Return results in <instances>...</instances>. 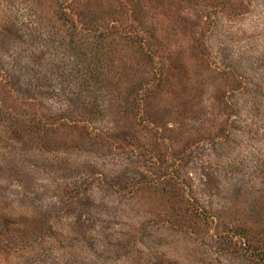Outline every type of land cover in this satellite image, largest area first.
<instances>
[{
	"label": "rangeland",
	"instance_id": "1",
	"mask_svg": "<svg viewBox=\"0 0 264 264\" xmlns=\"http://www.w3.org/2000/svg\"><path fill=\"white\" fill-rule=\"evenodd\" d=\"M71 1L0 0V264H264V0Z\"/></svg>",
	"mask_w": 264,
	"mask_h": 264
},
{
	"label": "trees",
	"instance_id": "2",
	"mask_svg": "<svg viewBox=\"0 0 264 264\" xmlns=\"http://www.w3.org/2000/svg\"><path fill=\"white\" fill-rule=\"evenodd\" d=\"M76 2H77V0H73V1L70 2V7L72 8V11L75 12V13L71 14L72 15V18L70 19V21H71V24H70L71 30H73V31H82V32L85 31L87 33H92L93 31L95 32V30H98L99 28L97 26V22L94 21V19H92V20L90 19V20H88L89 22L83 23V19H82L83 16L79 15L76 12V10H74V9H76L78 7V4H76ZM61 19H62V17H61ZM105 33H107V32L104 31V32L99 33L100 37H102V35H104ZM10 226H13V224L12 223H2L1 222L0 223V236L10 234L12 232V231H10V229H8V227H10ZM44 230L45 229L42 228V231H44ZM23 234L24 235H21V236L19 234V236L21 237L20 241H17L15 239H9V240H11V241H9V243H11V244H9V245L15 251H16V248L20 249V247H22L25 244L29 245V247L30 246H36L35 244H37V240H39V238L48 237V236H43L44 235L43 233L42 234L40 233L41 236H39L38 232H36L32 228L25 229ZM8 238H11V237L8 235ZM17 238L18 237H16V239Z\"/></svg>",
	"mask_w": 264,
	"mask_h": 264
}]
</instances>
